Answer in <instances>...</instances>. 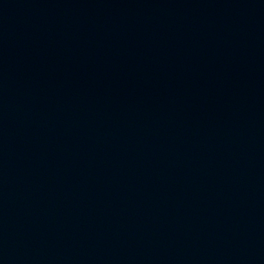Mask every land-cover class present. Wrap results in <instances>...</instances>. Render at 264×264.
Segmentation results:
<instances>
[{"label": "water", "instance_id": "1", "mask_svg": "<svg viewBox=\"0 0 264 264\" xmlns=\"http://www.w3.org/2000/svg\"><path fill=\"white\" fill-rule=\"evenodd\" d=\"M0 264H264V0H0Z\"/></svg>", "mask_w": 264, "mask_h": 264}]
</instances>
